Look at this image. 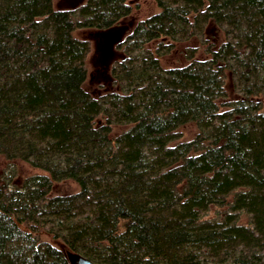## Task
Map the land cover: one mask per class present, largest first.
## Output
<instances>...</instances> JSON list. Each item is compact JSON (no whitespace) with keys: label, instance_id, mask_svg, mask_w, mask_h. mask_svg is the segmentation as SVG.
Instances as JSON below:
<instances>
[{"label":"trees","instance_id":"16d2710c","mask_svg":"<svg viewBox=\"0 0 264 264\" xmlns=\"http://www.w3.org/2000/svg\"><path fill=\"white\" fill-rule=\"evenodd\" d=\"M155 3L118 42L117 90L94 97L73 31L116 23L126 0H0V153L43 171L0 185V264H69L39 231L98 264H264V0ZM208 19L246 59L224 42L161 66L164 40ZM188 121L194 136L172 143ZM62 179L78 190L50 195Z\"/></svg>","mask_w":264,"mask_h":264},{"label":"rangeland","instance_id":"374dc122","mask_svg":"<svg viewBox=\"0 0 264 264\" xmlns=\"http://www.w3.org/2000/svg\"><path fill=\"white\" fill-rule=\"evenodd\" d=\"M82 1L83 0H52V6L54 8H70L75 7ZM126 3L130 5V11L128 14L119 18L116 23L105 28L86 27L76 28L73 31L74 36L86 39L89 42V50L84 59L86 76L82 86L94 97H98L100 94L107 91L117 90V85L110 76V67L122 56L121 48L118 47V42L132 30L139 20L158 9L155 0H126ZM195 30V34L190 35L186 39L173 40L171 45L168 40H164L166 46L157 53L161 66L170 67L183 65L188 61L187 55L195 53V57L197 58L204 57L208 54V49H215L219 44L224 42H234L231 44L234 45V49L236 48L235 50L237 54H239L238 59H246L245 53L247 50L243 47V53H240V47L236 45L239 41H237L235 36H232L234 31L230 26L225 28L218 22L208 19ZM148 45L153 47V43H149ZM238 45H240V43ZM236 62H238V60L235 61V63ZM235 63L232 64V67L237 68ZM234 68L226 70L227 77L224 81V88L229 98H234L237 95L231 83L232 72L235 71ZM99 120L100 119H98V121ZM124 127L125 125L113 124L111 134H117ZM195 130L196 128L192 121L181 124L178 127L180 137L173 140L172 143L192 138L195 134ZM40 172L42 173L43 171L31 166L26 161L20 159L8 160L0 153V185H4L5 188H13V186L19 187L24 177ZM77 190L78 184L74 180L62 179L52 181L49 194H66ZM216 210L221 211L222 209L212 207L208 215L214 216ZM245 220L246 217L244 215L239 218L240 222H244ZM38 235L41 239L65 250L61 241L53 238L46 231H39ZM205 258L207 259L206 262L198 260V262L194 264H213L209 260V257L205 256Z\"/></svg>","mask_w":264,"mask_h":264},{"label":"water","instance_id":"95a60500","mask_svg":"<svg viewBox=\"0 0 264 264\" xmlns=\"http://www.w3.org/2000/svg\"><path fill=\"white\" fill-rule=\"evenodd\" d=\"M64 253L69 264H98L75 251L65 249Z\"/></svg>","mask_w":264,"mask_h":264}]
</instances>
